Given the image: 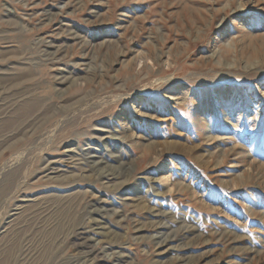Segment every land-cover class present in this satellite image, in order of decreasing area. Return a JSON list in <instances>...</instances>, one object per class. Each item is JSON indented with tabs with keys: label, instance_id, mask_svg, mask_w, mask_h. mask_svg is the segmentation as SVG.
<instances>
[{
	"label": "rangeland",
	"instance_id": "rangeland-1",
	"mask_svg": "<svg viewBox=\"0 0 264 264\" xmlns=\"http://www.w3.org/2000/svg\"><path fill=\"white\" fill-rule=\"evenodd\" d=\"M263 169L264 0H0V264H264Z\"/></svg>",
	"mask_w": 264,
	"mask_h": 264
},
{
	"label": "bare ground",
	"instance_id": "bare-ground-1",
	"mask_svg": "<svg viewBox=\"0 0 264 264\" xmlns=\"http://www.w3.org/2000/svg\"><path fill=\"white\" fill-rule=\"evenodd\" d=\"M54 14V13H53ZM52 14V15H53ZM54 31V30H53ZM51 44V43H50ZM252 57L253 58H255V55L253 54L252 55ZM143 59V58H142ZM143 64H144V61H143ZM204 64V63H203ZM252 64V63H251ZM148 70V69H147ZM63 81V80H62ZM229 152H230V150H229ZM96 155V154H95ZM95 155H91L89 158L91 159V161H87V163L89 164V168H91L92 170H98V169H100L101 168V166L104 164L103 163V160L102 159H100V158H97ZM105 162V161H104ZM251 162V161H250ZM53 163V162H52ZM49 165H51V163L49 164ZM104 167V166H103ZM102 167V168H103ZM50 169V168H49ZM255 169H257V168H255ZM262 169V168H261ZM51 171H54V169H50ZM264 170V169H263ZM262 170V171H263ZM110 172L108 173V174H105L104 175V179H108V180H112L114 177H119L118 175H120L121 176V174L122 173H118V174H116V173H113L112 172V170H109ZM121 171V170H120ZM124 171V170H123ZM99 172V171H98ZM106 172V171H105ZM122 172V171H121ZM129 172V171H128ZM104 173V172H103ZM115 174H116V176H115ZM123 174H124V172H123ZM127 175V174H126ZM59 179V178H58ZM63 179V178H62ZM96 200V199H95ZM92 203V202H91ZM95 211V210H94ZM161 215V214H160ZM154 218H157V217H159V214H154V215H152ZM106 224V223H105ZM161 225V224H160ZM92 226H93V228H92ZM92 226L90 227V229H89V231L88 232H90V233H92L94 236H99V237H102V238H104V239H102L101 241H104V240H107V238H109V234L108 233H101V232H99L98 231V228H96V226H99V222H97V220L95 219L94 221H93V223H92ZM165 227V226H164ZM164 227L163 226H159V224H158V222H153V223H149V225H147V226H143V225H139V226H133L131 229L133 230V234H135V239L136 240H143V239H145V238H142L143 237V231H154V232H157L158 230H160V229H164ZM179 231H177V232H175V234H173V237L172 238H170V234L168 233V234H164L165 236H162L163 234H161L160 232L158 233H156L155 235H153V236H151V238H150V243L152 244V243H154V245H155V247H156V250L158 251V253L156 254V255H159V256H161V255H164L165 254V252L167 251V250H170V245L173 243V242H175L179 237L180 238H183V237H181V236H185L187 233H189V232H191V230L189 231H187V230H185V231H182L183 233V235L182 234H180V233H178ZM110 233V232H109ZM77 236H75V239L76 240H78V239H81V240H83L84 242L83 243H85V244H87V245H90L88 242H90V241H93V239H90L89 238V236L87 237V235H86V232H83V231H81V230H79L78 232H77V234H76ZM180 235V236H179ZM222 235V234H221ZM192 237V236H191ZM96 238V237H95ZM219 239H221L222 237H218ZM149 239V238H148ZM223 239V238H222ZM97 240V239H96ZM181 240V239H180ZM73 241V240H72ZM95 241V240H94ZM224 242H228V238H225V236H224ZM99 243H101L100 242V240L98 241V242H96L95 244L96 245H98ZM206 244H207V242H206ZM153 245V244H152ZM153 245V246H154ZM190 245V244H189ZM172 246V245H171ZM95 247V246H94ZM173 247V246H172ZM187 248L189 247L188 245L186 246ZM175 249V248H174ZM183 249V248H182ZM242 249V248H241ZM180 250H181V248H180ZM244 250V249H243ZM168 252V251H167ZM209 253L210 252H204V253H202V254H206V257L209 255ZM201 254V255H202ZM253 254V253H252ZM118 255V254H117ZM116 255V258L118 257ZM255 255V254H254ZM111 256V255H110ZM183 258V257H182ZM179 259V258H178ZM118 260H120V257H118ZM157 261V260H156ZM184 261V260H183ZM182 261V262H183Z\"/></svg>",
	"mask_w": 264,
	"mask_h": 264
}]
</instances>
